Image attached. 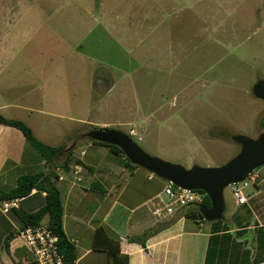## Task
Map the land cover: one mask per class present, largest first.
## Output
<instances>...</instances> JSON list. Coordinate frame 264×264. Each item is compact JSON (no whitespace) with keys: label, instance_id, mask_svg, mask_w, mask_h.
Instances as JSON below:
<instances>
[{"label":"rangeland","instance_id":"rangeland-1","mask_svg":"<svg viewBox=\"0 0 264 264\" xmlns=\"http://www.w3.org/2000/svg\"><path fill=\"white\" fill-rule=\"evenodd\" d=\"M0 44L43 62L36 134L73 162L87 157L93 127L134 131L149 155L187 169L222 166L241 149L234 135L264 133L253 94L264 80V0H0ZM139 170L118 185L140 180L158 195L166 181ZM233 199L226 189L225 217Z\"/></svg>","mask_w":264,"mask_h":264},{"label":"crops","instance_id":"crops-1","mask_svg":"<svg viewBox=\"0 0 264 264\" xmlns=\"http://www.w3.org/2000/svg\"><path fill=\"white\" fill-rule=\"evenodd\" d=\"M25 52L24 46L0 44V114L26 122L37 136V115H42L45 106L41 91L43 62L33 60L34 55L28 60ZM33 74H41L40 79ZM103 148L110 152L107 147L86 144L87 157L80 154L76 159L84 165L75 161L69 171L57 169V187L64 205L63 228L77 252L74 264H111L106 251L93 247L98 227H105L122 240L121 255L129 257V264H264V167L254 172L255 182L245 189L246 204L238 205L232 189L227 188L234 203L226 217L225 205L220 223L188 219L182 214L160 226L147 206L154 196L145 193L144 183L135 180L132 189L128 184L118 185L125 172L133 180L139 168L128 170L108 161ZM51 168L27 144L20 130L0 124V192L16 188L24 175L49 173ZM76 168H82L77 175L73 172ZM96 183L99 186H94ZM36 193L21 200L23 214L36 212L43 205L44 194ZM224 196L226 199V190ZM13 213L0 212V264H34ZM42 223H47V218ZM147 231L152 233L145 247L128 240Z\"/></svg>","mask_w":264,"mask_h":264},{"label":"trees","instance_id":"trees-1","mask_svg":"<svg viewBox=\"0 0 264 264\" xmlns=\"http://www.w3.org/2000/svg\"><path fill=\"white\" fill-rule=\"evenodd\" d=\"M264 123V122H263ZM0 124L10 126L20 130L25 136L27 144L32 146L38 153H40L46 163H49L52 168L49 173L39 172L29 175L22 176L18 181V186L7 192H0V202L3 200L11 199H24L31 195L33 191H36L38 195L44 194V203L40 209L30 214H23L22 209L12 210L15 218H18L20 223V229H25L29 226L40 225L45 218H47V224L54 235L59 237V250L64 255L66 264H74L77 260V252L74 243H72L66 236L63 228V217H64V205L62 200V194L60 189L57 187V169L61 168L65 171H69L70 166L73 162L72 152L65 149V145L59 146L48 145L37 138L33 129L22 120L7 119L0 114ZM93 129H98L93 127ZM112 129V128H108ZM88 139L94 145H100L107 147L110 153L115 157H118L119 162L128 170L138 169L140 167L133 165L124 155L123 151L112 145H107L95 140ZM65 156L66 159L63 164H60V159ZM77 164L84 165L80 160L76 161ZM99 186L98 183L94 186ZM103 193L106 191L103 190ZM205 194V192L200 191ZM206 195V194H205ZM201 207L210 208L211 200L206 195L205 201L201 204ZM200 207V208H201ZM200 208H190L184 212V216L188 219H199L204 220L200 212ZM220 223V220L216 221ZM152 231H147L140 237H134L128 239L131 242H139L144 247L146 245V239L150 236ZM121 239L117 236H112L105 227H98L95 233V239L93 240L94 249H100L106 251L111 264H129V257L127 255H121L120 243Z\"/></svg>","mask_w":264,"mask_h":264},{"label":"water","instance_id":"water-1","mask_svg":"<svg viewBox=\"0 0 264 264\" xmlns=\"http://www.w3.org/2000/svg\"><path fill=\"white\" fill-rule=\"evenodd\" d=\"M104 80H94L96 89L103 87ZM256 98L264 101V80L253 87ZM92 140L120 148L133 164L159 178L188 190L203 191L211 200L210 208H200L207 222L221 220L225 212L224 192L230 186L247 179L257 169L264 167V133L253 139L234 135L232 140L241 147L239 153L227 163L217 167L195 165L187 169L149 155L129 134L119 129H93L87 133Z\"/></svg>","mask_w":264,"mask_h":264},{"label":"built area","instance_id":"built-area-1","mask_svg":"<svg viewBox=\"0 0 264 264\" xmlns=\"http://www.w3.org/2000/svg\"><path fill=\"white\" fill-rule=\"evenodd\" d=\"M129 136L134 138L137 135L134 131H130ZM148 178L152 180L153 176L151 175ZM255 179V176L251 174L244 181L230 186L238 205L248 202L245 189L251 183H254ZM205 197L206 195L198 190L183 189L166 181L163 190L149 201L150 211L158 222H168L180 211L184 212L190 208H200L205 201ZM21 200L17 198L1 201L0 212L3 215H7L14 209H20ZM18 232L26 243L33 257L34 264H66L64 255L59 250V237L54 235L47 223L18 229Z\"/></svg>","mask_w":264,"mask_h":264},{"label":"flooded vegetation","instance_id":"flooded-vegetation-1","mask_svg":"<svg viewBox=\"0 0 264 264\" xmlns=\"http://www.w3.org/2000/svg\"><path fill=\"white\" fill-rule=\"evenodd\" d=\"M106 129H108V128H106ZM113 129V128H112Z\"/></svg>","mask_w":264,"mask_h":264}]
</instances>
